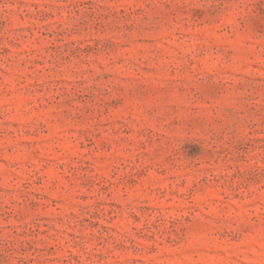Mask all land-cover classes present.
I'll return each mask as SVG.
<instances>
[{"label":"rangeland","instance_id":"1","mask_svg":"<svg viewBox=\"0 0 264 264\" xmlns=\"http://www.w3.org/2000/svg\"><path fill=\"white\" fill-rule=\"evenodd\" d=\"M0 264H264V0H0Z\"/></svg>","mask_w":264,"mask_h":264}]
</instances>
